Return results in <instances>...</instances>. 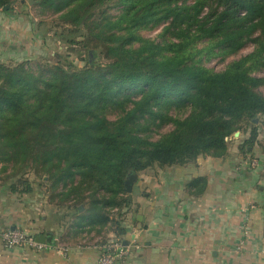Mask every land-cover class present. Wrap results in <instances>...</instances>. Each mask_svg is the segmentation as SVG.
<instances>
[{
  "label": "trees",
  "instance_id": "obj_1",
  "mask_svg": "<svg viewBox=\"0 0 264 264\" xmlns=\"http://www.w3.org/2000/svg\"><path fill=\"white\" fill-rule=\"evenodd\" d=\"M12 1L0 0V7ZM38 3L61 13L65 29L57 38L79 45L85 63L65 53L37 70L0 62V183L13 192L34 191L31 169L54 189L69 181L60 196L89 199L82 217L101 229L111 220L107 209L131 207L130 173L222 157L237 131H249L252 144L255 119L264 116L257 90L264 77L253 75L264 67V0ZM158 25L162 40L140 34ZM250 42L254 50L222 71L204 64ZM170 123L174 128L154 139ZM117 227L121 238L126 229Z\"/></svg>",
  "mask_w": 264,
  "mask_h": 264
},
{
  "label": "crops",
  "instance_id": "obj_2",
  "mask_svg": "<svg viewBox=\"0 0 264 264\" xmlns=\"http://www.w3.org/2000/svg\"><path fill=\"white\" fill-rule=\"evenodd\" d=\"M255 126L252 144H247L250 132L239 131L222 157L200 156L137 173L141 192L118 237L131 250L116 264H264V116L255 119ZM9 184L0 183V228L36 236L51 232V244L69 249L7 247L0 240V264H100L102 252L92 241L59 240V220L44 195L37 189L15 193ZM80 229L88 233L92 228ZM110 233V240L117 238Z\"/></svg>",
  "mask_w": 264,
  "mask_h": 264
},
{
  "label": "rangeland",
  "instance_id": "obj_3",
  "mask_svg": "<svg viewBox=\"0 0 264 264\" xmlns=\"http://www.w3.org/2000/svg\"><path fill=\"white\" fill-rule=\"evenodd\" d=\"M113 13L116 14L117 11H113ZM60 14V12H55L53 9L43 8L38 3V0H14L10 4L1 6L0 62L12 66L24 63L33 70H37L39 66L45 67L46 64L55 63L58 57L56 53H65V56L69 60H72L78 66H82L85 61L82 59L83 54L80 51L82 49L79 45L76 44L71 48L68 44L57 38V34H60L65 29L63 26L64 23L62 24L59 20ZM162 27L163 25H158L153 28L142 29L140 30V34L146 38L162 40ZM254 48L255 44L250 42L236 54L227 56L224 59L217 57L205 60L204 64L215 71H222L231 61L251 53ZM103 60L104 58L102 56L101 61ZM253 75L264 77V67L253 72ZM257 90L264 95V85L259 86ZM170 113L175 116L179 115L180 112L173 108L170 110ZM188 113L182 115L185 116ZM107 116L110 119H116L118 112L110 110L107 112ZM173 128L174 126L171 123L164 125L158 129V133L154 134V139H158L162 134L171 131ZM27 172H29L27 178L33 182L34 190L37 189L40 195H44L47 198L54 214L57 215L59 223H56V226L57 224L59 225V233L62 235V237L59 235L61 237H59V240L65 242L79 241L80 239L86 242L95 240L107 241L110 239V232L118 229L117 223L120 222L123 225L122 221L125 220L128 213L127 207L107 209L111 220L101 228L100 232H98L99 226L88 229L90 230L88 233H83L84 231L80 229L81 233H83L81 236V233L77 232L76 227L79 225L87 226L88 223L82 215H85L89 210L90 200L85 199L79 202V200H74V196L70 199H63L59 193L66 191L67 187L71 185L69 181L67 182V186L60 184L58 188L54 189L47 176H45L44 180L40 178V173L36 170L31 169L29 171L27 170ZM78 178L79 176L75 178V182L78 181ZM137 181L136 178L132 191L127 192V195H130L132 200L136 198L137 193L141 192V183H137ZM87 193L88 191L85 195ZM77 223L80 224L78 225ZM74 230L76 232L71 234V231ZM92 231L95 234L90 235Z\"/></svg>",
  "mask_w": 264,
  "mask_h": 264
},
{
  "label": "built area",
  "instance_id": "obj_4",
  "mask_svg": "<svg viewBox=\"0 0 264 264\" xmlns=\"http://www.w3.org/2000/svg\"><path fill=\"white\" fill-rule=\"evenodd\" d=\"M0 240L7 247L29 246L35 249L56 248L57 251L65 253L68 245H53L51 242H39L36 235L20 228H0ZM86 242V241H83ZM87 244L90 242H86ZM102 252L100 264H116V262L131 250L130 244H125L121 239L114 238L107 241L95 240L90 244Z\"/></svg>",
  "mask_w": 264,
  "mask_h": 264
},
{
  "label": "water",
  "instance_id": "obj_5",
  "mask_svg": "<svg viewBox=\"0 0 264 264\" xmlns=\"http://www.w3.org/2000/svg\"><path fill=\"white\" fill-rule=\"evenodd\" d=\"M236 135L239 134V131H237L235 133ZM137 178V173H130L129 176L127 177L126 181H125V185H126V189L128 192H131L132 189H133V184H134V181L136 180ZM13 229L15 227H12ZM36 239L39 241V242H50L51 239H52V233L49 232L48 234H38L36 236ZM125 243H127V241H125Z\"/></svg>",
  "mask_w": 264,
  "mask_h": 264
}]
</instances>
